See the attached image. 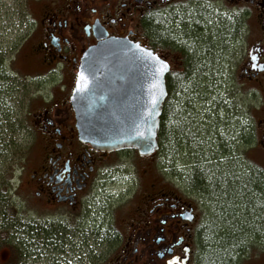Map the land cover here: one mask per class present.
<instances>
[{"label": "flooded vegetation", "instance_id": "1", "mask_svg": "<svg viewBox=\"0 0 264 264\" xmlns=\"http://www.w3.org/2000/svg\"><path fill=\"white\" fill-rule=\"evenodd\" d=\"M217 1L42 2L43 10L31 19L29 32L19 46V49L28 47L29 51L40 54L48 75L46 83L51 86L46 96L41 97L47 104L32 113V126L41 130L47 143L42 163L31 174L36 198L70 211L81 209L88 197L86 193L98 188L100 182H106L105 176L98 172L110 154L127 151H100L81 142L70 104L82 55L105 37L138 43L169 64L165 74V110L174 104L167 85L179 81L181 84L215 85L220 83L218 77L222 76V85L234 86L228 95L240 92L242 97V112L233 110L225 102L223 104L230 109L216 110L218 117H225L226 124L234 123L231 121L233 116L241 118L245 132L237 142L241 144L242 161L245 163L246 153L255 144L261 153L264 151V0H229L233 7L228 12L222 10L221 15L236 21V35L225 37L221 48L218 21L214 20L220 14ZM235 7L238 8L236 12ZM237 44L244 46V53L236 55ZM222 54L230 55L225 63L228 67L223 69L224 72L229 69L225 75L219 72L220 63L224 65ZM197 72L203 77L196 78ZM251 86L262 101L255 107L258 119L253 127ZM256 127L260 129L259 133ZM251 137L256 138L255 142L250 143ZM239 153L236 154L238 158ZM201 161L199 156L184 170L189 171V175L186 174L188 181L178 180L186 190H167L154 198L146 210H132L134 223L128 224L125 233L119 226H114L109 238L101 242L94 238L88 245L91 258L86 264H202L204 232L214 218L208 210L212 203L205 195L207 193L196 183ZM260 166H257L259 173L264 174L261 168L264 164ZM193 184L197 188L194 189ZM192 194L195 199H191ZM107 199L102 205L109 208L110 204L112 211H118L121 202L113 204ZM86 202L89 204L91 200ZM126 221L130 222L129 218ZM254 239L257 243L251 248L244 247L241 254L233 257L232 264H264V239ZM102 242V251L92 255ZM251 249L259 251L251 256Z\"/></svg>", "mask_w": 264, "mask_h": 264}, {"label": "rangeland", "instance_id": "2", "mask_svg": "<svg viewBox=\"0 0 264 264\" xmlns=\"http://www.w3.org/2000/svg\"><path fill=\"white\" fill-rule=\"evenodd\" d=\"M42 2L44 0H0V141L12 138L15 141V148L9 152L7 150L4 156L9 154L16 157L13 160V167L15 168L14 186L18 185L19 189V192L16 191V196L8 195L11 196V201L16 203V210L21 211L24 222H57L64 229L63 231H57V233L52 234L53 237L49 238L41 237L37 239L34 236L32 237L34 240H31L26 237L35 244L30 249L31 254L21 264H86L91 258L90 246L88 245L92 244L94 238H97L100 242L104 241L110 237L112 234L111 229L114 226H119L122 233H125L128 224L134 223L133 217L135 214L132 213V210H146L154 198L167 190L175 192L186 190L184 185H181L182 182L178 180H189L186 176V174L189 175V171L186 172L184 170L191 166L199 156L202 158L199 167L204 171L207 170L206 166L211 163L214 157L217 160L215 162L212 161L213 163L221 162L218 167L213 165V167L208 168L214 171L220 168L223 170L242 171L244 170L242 169L243 167L253 170V168L257 169V166L264 164V151L262 150L261 153V150L255 146L256 144L251 146L250 151L246 153L244 163L241 152L239 153L242 150H240L241 144L239 142L234 148H231V144L224 147L223 150L231 151L233 149L234 154L224 157V161L218 160L219 155H213L211 151L215 153L216 150L222 148V145H220L222 140L216 137L218 147L214 148L213 135H216L213 132L205 127L203 130L196 129L197 131H193L192 126L189 124V119L195 121L199 118L197 114L201 110V103L198 101H200L202 95L210 99L206 103V109L213 110L214 107L211 108V104L212 106L216 102L217 104H222L224 101L231 105L233 110L238 109L242 112L244 107L241 103L240 92L237 95L232 93L228 95L234 86L226 83L218 86H186V89H183L184 91L178 87L174 92L173 100L176 101L177 114L186 116L188 119L185 120L187 124H183L182 127L184 133L191 134L190 138L186 135L184 142V145L188 147L184 146L182 150H178L175 141L171 145L164 140L161 149L158 148L147 157L139 156L134 150L110 154L98 172L105 176L106 182H100L98 188L86 193L88 197H85L86 199L82 203L81 209L70 211L36 198L31 174L42 163L47 143H45L41 130L32 126V113L47 104L41 97L43 95L46 96L51 86L46 83L48 75L42 64L40 54L36 51H29L28 47L19 49V46L29 32L31 18H35L43 10ZM217 4L220 14L219 18H214V20L218 21L220 38L230 37L236 32V21L231 18L227 19L221 15V11L228 12L233 7V4L229 0H218ZM234 11H238V8L235 7ZM233 29H235L234 32ZM243 48V45L237 44L236 55L244 53ZM231 51L232 48L229 52ZM229 57L230 55L222 54L221 60L224 59V65L220 63L219 72H224V67H228L225 63ZM228 70L226 68V71ZM232 71L235 72V69ZM251 88L250 111L253 127L258 119L255 107H258L262 101H260V96L255 94L254 87L251 86ZM232 96H234L233 100L231 99ZM184 98L186 102L188 101V103H185V107H183L184 104L182 103L185 100ZM204 111L207 112L205 109ZM221 113L224 114L223 112ZM206 116L213 117V115L206 114L203 122L208 119ZM224 120L225 117L220 116L218 122L221 124L216 125L220 127L217 130L218 137L221 136L223 141L226 135L229 139L228 141H231V138L235 141L240 140V137L245 132L241 118L231 117V121L234 123L229 122L228 126H224L226 124L224 122H227ZM237 124L239 127H237ZM232 126L237 128L232 130ZM256 128L259 133L260 129ZM198 134L202 135L201 141L203 143H201L203 146H200V148L194 146V141L199 140L200 135L198 136ZM171 135L173 140L177 138L175 133L172 132ZM255 139L251 137L250 143L255 142ZM259 148L261 147L259 146ZM237 153H239L240 158L236 156ZM2 155L0 153V157H3ZM261 168L264 170V167ZM168 174H170V177H168ZM193 186L195 189L196 186L194 184ZM12 191L14 190L12 189ZM261 194H263V190ZM181 195L184 196L183 194ZM205 195L209 199L208 194ZM192 197L191 199H195V194H192ZM15 198L18 199L17 202ZM107 198L113 204L121 202L119 209H117L118 211H112L110 204L109 208L102 205L104 201H108ZM86 200H91V203L88 204ZM20 205H23V207ZM211 208L212 206L209 205L208 210L210 212H212ZM128 218L130 222L126 221ZM220 230L222 229L219 225H211L205 231V239L206 241L210 240L211 246H204V256H206L204 264H210L211 262H208V252L209 254L213 253L212 255L220 256V259L233 256L229 246L224 245L220 250L218 249L219 246L212 247L215 243L217 244L219 233L223 232ZM21 233L26 236L24 231ZM255 238L258 239L257 236ZM256 241L254 238H247L243 248L247 245L250 248L253 247V243H257ZM102 244L103 242L96 246V251L92 252V255H98L102 251ZM258 251L251 249L250 255L253 256ZM242 252L243 250L239 251L238 255ZM236 256L234 254L233 257ZM10 261V248H1L0 264H6Z\"/></svg>", "mask_w": 264, "mask_h": 264}, {"label": "trees", "instance_id": "3", "mask_svg": "<svg viewBox=\"0 0 264 264\" xmlns=\"http://www.w3.org/2000/svg\"><path fill=\"white\" fill-rule=\"evenodd\" d=\"M234 31L235 29H233V32ZM220 36L221 34L219 33V46L221 48V41L225 37L220 38ZM202 77L203 76L199 72H197L196 78ZM218 80V82L220 83L205 86L222 85L221 82H223V80L220 77H218ZM186 86L203 85H196L195 83L181 84V82L179 81L175 82L173 85H167V88L171 96L174 97V92L178 87L183 90ZM177 92H179V90H177ZM207 98L208 97H205V95H202L200 101H198L199 103H201V110L197 114L199 118L195 121L191 119L188 120L186 116H180L177 114L175 100H173L174 104H171L170 107H168L166 110L165 107H163L162 113L160 115L159 130L157 133L159 149H161L164 140L166 141V143H169L171 145L172 142L175 141L178 150H182L184 146H187L184 145L186 135L188 136V138H190L191 134L184 133L182 131V127L183 124H187L185 120H188L190 126H192L193 128V131H197L196 129L203 130V128L205 127L216 135H213L215 145L214 148L218 147L217 138H220L222 140V143L220 144L222 145V148L216 150L215 153L214 151H211V154L219 155L218 160L224 161V157H229L231 156V154H234L233 149L231 151H228L223 150V148L229 146L230 144L231 148H234L237 144V140L228 141L229 139L226 135V138L223 141V138L221 136L218 137L217 134V130L220 127L216 126V124H221L220 122H218L220 117L217 116L216 110H227L231 107L228 108L226 104H223V101L222 104H213V106L211 104V108L214 107L213 110L206 109V103L210 100L209 98ZM182 103L184 104L183 107H185V103H188V101L186 102L185 99L182 101ZM204 109L209 112L206 114L213 115V117L206 116L208 117V119L205 120V122H203V118L205 116ZM228 125L229 123L225 124L224 126ZM237 127H239L238 124ZM237 127L232 126V130ZM172 132L177 135V138L174 140L172 139ZM199 135V140L194 141V146L198 148H200V146H203V142L201 141L202 135L198 134V136ZM14 148L15 141L13 138L0 141V153L3 154V157H0V249L3 247H9L11 250V261L7 262L6 264H10L11 262V264H21L23 260L31 254L30 249L35 243L30 242L28 238L31 240H34L32 238L34 236L37 239L41 237L49 238L53 237L52 234L57 233V231L64 230L63 226H60L57 222H24L22 220L21 211L19 212L16 210V203L12 202L11 196L8 195L12 194L13 196H16V191L19 192L18 185L16 187L14 186L15 168L13 167V160L16 157L9 154L4 156L7 150L9 152ZM216 160L217 159L215 157L214 159H212V161L214 162ZM212 161L206 166V171L202 169L198 173L199 181L196 182L200 186V189H202L204 192L206 191L205 193L208 194L209 201L212 203L211 214L212 218H214V221L211 225H219V227L222 229L220 231H223L218 235L217 244L215 243V245H212V247L219 246L218 249L220 250L224 245L229 246L230 252L233 253V256L234 254L238 255V252H241L243 250V244L245 243L247 238H255L257 236L258 238L264 239V174H262V172L259 173L260 170L258 168H253V170H250L249 168L245 167L242 168L244 169L242 171H236L232 169L223 170L221 168L214 171L213 169L210 170L208 168L213 167V165H215V167L217 165L218 167L221 162L213 163ZM236 164L238 165V163ZM12 189L14 191H12ZM262 190L263 194H261ZM15 200L17 202L18 199L15 198ZM20 206L23 207V205ZM22 231L26 233V236L22 235ZM204 242H206L204 245L205 247H208V245H210V240L206 241V239H204ZM212 254H209V252L207 253L208 262L211 261L210 264L233 263V256H231V258H229L228 256V258L226 259H220V256ZM205 258L206 256L204 257L202 264H204Z\"/></svg>", "mask_w": 264, "mask_h": 264}, {"label": "water", "instance_id": "4", "mask_svg": "<svg viewBox=\"0 0 264 264\" xmlns=\"http://www.w3.org/2000/svg\"><path fill=\"white\" fill-rule=\"evenodd\" d=\"M169 64L138 43L105 37L81 57L70 95L78 139L100 151L158 148Z\"/></svg>", "mask_w": 264, "mask_h": 264}]
</instances>
